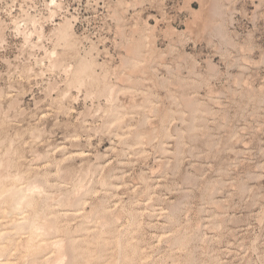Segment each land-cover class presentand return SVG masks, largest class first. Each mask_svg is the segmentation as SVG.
<instances>
[{
  "label": "clouds",
  "instance_id": "clouds-1",
  "mask_svg": "<svg viewBox=\"0 0 264 264\" xmlns=\"http://www.w3.org/2000/svg\"><path fill=\"white\" fill-rule=\"evenodd\" d=\"M0 264H264V0H0Z\"/></svg>",
  "mask_w": 264,
  "mask_h": 264
}]
</instances>
